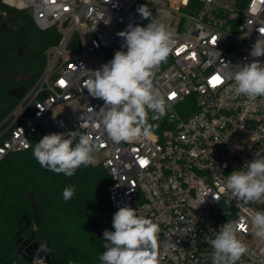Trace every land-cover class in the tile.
Segmentation results:
<instances>
[{"label":"built area","instance_id":"2783aa9c","mask_svg":"<svg viewBox=\"0 0 264 264\" xmlns=\"http://www.w3.org/2000/svg\"><path fill=\"white\" fill-rule=\"evenodd\" d=\"M1 2L29 10L39 30L54 28L60 40L45 51L42 73L0 125V160L28 149L33 134L77 130L102 145L95 164L109 176L111 208L131 206L159 225V264H212L206 237L227 221L239 224L238 238L249 249L237 264H264V239L251 229V216L264 211V203L245 204L223 183L256 152L264 154V98L249 100L231 89L233 66L254 59L264 0ZM144 4L176 39L154 70V86L171 107L159 120L149 112L148 122L156 125L151 136L115 143L90 111L104 101L85 89L88 74L79 67L100 69L108 51H126L117 33L151 22L137 11ZM255 59L264 64V56ZM215 77L221 82L214 85ZM44 258L32 263L48 264Z\"/></svg>","mask_w":264,"mask_h":264},{"label":"clouds","instance_id":"9594fccd","mask_svg":"<svg viewBox=\"0 0 264 264\" xmlns=\"http://www.w3.org/2000/svg\"><path fill=\"white\" fill-rule=\"evenodd\" d=\"M137 11L142 19L152 18L147 4ZM259 32L250 52L252 62L232 65L235 71L231 73V89L237 96L243 95L249 100L264 98V64L255 59L264 56V28ZM117 35L123 39L122 48L126 51H116L113 59L100 69L79 68L88 74L84 82L88 93L104 101L98 111L90 109L99 121L101 134L120 143L151 136L156 125L148 122L149 112L153 113L152 120H159L171 107L165 94L154 86V70L166 62L176 39L166 25L155 18L147 26L129 24ZM101 147L91 136L77 130L52 132L35 143L33 156L42 168L72 177L81 166L95 164ZM223 183L245 204L264 203V154L256 152L251 161L241 170L231 172ZM62 195L65 201L72 199L75 186L65 187ZM112 226L114 231L103 232L105 250L99 256L101 264H159L160 227L157 223L125 205L115 212ZM251 229L256 237L264 239V211L252 214ZM238 231V223L227 221L219 227L215 237H206L213 249L212 264H237L248 253L247 245L238 238ZM45 251H48L47 245L41 243L38 252Z\"/></svg>","mask_w":264,"mask_h":264},{"label":"trees","instance_id":"16d2710c","mask_svg":"<svg viewBox=\"0 0 264 264\" xmlns=\"http://www.w3.org/2000/svg\"><path fill=\"white\" fill-rule=\"evenodd\" d=\"M59 40L54 28L39 30L29 10L0 0V125L42 73L45 51ZM115 52H107V63ZM41 138L31 135L28 149L0 160V264H33L21 256L33 243L47 245L42 255L50 264H95L105 250L103 232L114 231L109 176L100 163L81 166L72 177L42 168L33 156ZM67 186H75V195L65 201Z\"/></svg>","mask_w":264,"mask_h":264},{"label":"water","instance_id":"95a60500","mask_svg":"<svg viewBox=\"0 0 264 264\" xmlns=\"http://www.w3.org/2000/svg\"><path fill=\"white\" fill-rule=\"evenodd\" d=\"M21 95L22 92L17 94L18 97H20ZM39 248L40 247L36 243L28 245L27 248L21 252V256L29 262H32L36 258L39 259L42 257V252H38ZM44 260L46 263L50 264L47 256H45Z\"/></svg>","mask_w":264,"mask_h":264},{"label":"snow or ice","instance_id":"6c2138e0","mask_svg":"<svg viewBox=\"0 0 264 264\" xmlns=\"http://www.w3.org/2000/svg\"><path fill=\"white\" fill-rule=\"evenodd\" d=\"M220 78L219 77H215L214 80H213V84H217V83H220ZM61 83H64L63 81H61ZM173 96L175 95L174 93L172 94Z\"/></svg>","mask_w":264,"mask_h":264}]
</instances>
